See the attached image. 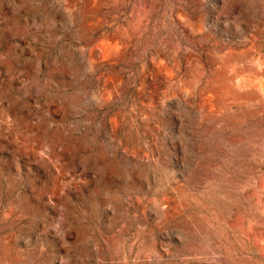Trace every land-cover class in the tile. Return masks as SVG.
Wrapping results in <instances>:
<instances>
[{
    "label": "rangeland",
    "instance_id": "rangeland-1",
    "mask_svg": "<svg viewBox=\"0 0 264 264\" xmlns=\"http://www.w3.org/2000/svg\"><path fill=\"white\" fill-rule=\"evenodd\" d=\"M0 264H264V0H0Z\"/></svg>",
    "mask_w": 264,
    "mask_h": 264
}]
</instances>
